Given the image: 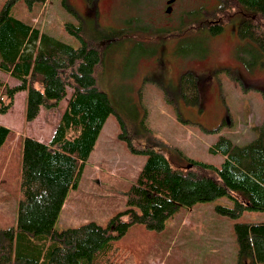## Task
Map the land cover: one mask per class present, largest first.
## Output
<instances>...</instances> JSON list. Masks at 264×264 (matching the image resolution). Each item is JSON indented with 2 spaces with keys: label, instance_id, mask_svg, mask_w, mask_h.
Segmentation results:
<instances>
[{
  "label": "rangeland",
  "instance_id": "rangeland-1",
  "mask_svg": "<svg viewBox=\"0 0 264 264\" xmlns=\"http://www.w3.org/2000/svg\"><path fill=\"white\" fill-rule=\"evenodd\" d=\"M5 1L0 0V8ZM92 1L48 0L30 8L19 0L11 13L74 46L81 44L76 32L102 41L104 63L98 85L124 116L127 134L137 148L150 142L220 165L223 155L210 147L221 135L238 144L264 137V126L256 129L264 121V51L260 49L258 60L252 59L248 49L258 47L240 36L239 18L215 32L197 27L198 21L217 20L220 0H175L170 12L167 0ZM115 33L121 41L113 39ZM108 40L111 42L106 43ZM189 71L199 79L198 103L186 101L181 93V77ZM0 78V97L7 103L4 85L16 80L5 72ZM25 96L26 92L19 94L13 113L8 114L18 125L9 138L14 146L10 163H2L0 156L1 229L17 222L23 136L49 139L66 102L63 99L56 108H42L33 123L26 119L18 122ZM6 116L0 112V118ZM118 130L110 115L87 162L88 177L77 190L70 191L67 206L76 200L77 207L64 210L57 227L90 219L106 224L125 207L126 192L145 157L129 152L117 138ZM218 202L228 200L180 206L164 230L133 224L114 241L135 252L136 264H237L234 221L215 212ZM243 219L264 220V213L246 212L238 220Z\"/></svg>",
  "mask_w": 264,
  "mask_h": 264
},
{
  "label": "trees",
  "instance_id": "trees-1",
  "mask_svg": "<svg viewBox=\"0 0 264 264\" xmlns=\"http://www.w3.org/2000/svg\"><path fill=\"white\" fill-rule=\"evenodd\" d=\"M17 1L6 0L0 8V74L6 72L19 81L4 85L8 102L0 97V112L6 113L15 95L26 91L25 119L31 122L42 108L53 109L69 92L70 96L48 142L23 136L17 222L0 228V264H136L135 252L114 241L130 226L144 224L162 231L178 207L221 198L228 203H215L214 210L234 221L237 264H264V220H238L246 212L264 213V137L238 144L221 135L210 147L223 155L220 165L150 142L137 148L127 134L124 116L98 85L104 63L102 41L79 32V46L56 38L14 16L11 7ZM21 1L31 8L48 0ZM216 16L217 20L206 24L198 21V29L219 31L225 23L239 18V34L258 47L248 49L252 59L258 60L264 51V0H220ZM113 39L121 41L122 37L115 33ZM181 93L188 102L200 101L196 74L189 71L182 75ZM110 115L119 128L117 138L129 152L145 157L126 192V205L106 224L90 219L59 228L68 195L78 188ZM263 126L264 121L256 129ZM12 135V130L0 123V150Z\"/></svg>",
  "mask_w": 264,
  "mask_h": 264
},
{
  "label": "crops",
  "instance_id": "crops-1",
  "mask_svg": "<svg viewBox=\"0 0 264 264\" xmlns=\"http://www.w3.org/2000/svg\"><path fill=\"white\" fill-rule=\"evenodd\" d=\"M6 73V72H5ZM8 74V73H7ZM9 76H11L10 74H8ZM12 77V76H11ZM13 79H15L16 80V82L13 84V85H15V84H17V83H19V81L16 79V78H14V77H12ZM7 82V81H6ZM10 85H12V84H10ZM22 92H26V91H20V92H18L16 95H15V97H16V99L14 98V104L17 102L16 100H17V97L19 96V94L20 93H22ZM3 94V93H2ZM3 96V95H2ZM69 96H70V92H69V95L65 98V100H66V102H65V106H64V108H63V112H64V110H65V108H66V105H67V102H68V98H69ZM25 100H26V96H25V98H24V101H23V103H22V110H20V117L17 119L18 120V122H19V120L22 122V120H24L25 119ZM61 103H62V101L60 102V105H61ZM13 104V105H14ZM11 106V108H9V110L6 112V117H4V118H0V123L1 124H3V125H5L6 127H8V128H10L11 130H12V132H16V130L18 129V125L17 124H14L13 123V121H12V119L8 116V114L10 115L11 113H13V111H14V108L16 107V104L14 105V106ZM59 106V105H58ZM57 106V107H58ZM56 108V107H55ZM42 110V109H41ZM62 112V113H63ZM40 113H41V111H40ZM40 115V114H39ZM39 115H38V117H39ZM37 117V118H38ZM37 118L35 119V120H37ZM35 120H33V121H35ZM33 121H31L32 123H33ZM107 121V120H106ZM58 124V123H57ZM57 124H56V126H57ZM105 125V124H104ZM56 128V127H55ZM103 129H104V127H103ZM103 129H102V132H103ZM102 132H101V134H100V136H99V138L98 139H100L101 138V135H102ZM54 133V132H53ZM53 133H52V135H53ZM52 135L50 136V138L52 137ZM50 138L49 139H44V138H38V139H40V140H42V141H44V142H48L49 140H50ZM10 140H9V142H7L3 147H2V149L0 150V156H1V160H2V163H7V162H10V160H11V157H12V154L14 153V146H13V148H12V146L10 145ZM95 148V147H94ZM13 150V152H10V151H12ZM21 153H22V143H21ZM92 153H93V151H92ZM22 155V154H21ZM92 155V154H91ZM91 157V156H90ZM90 159V158H89ZM89 159H88V161H89ZM21 160H22V157H21ZM87 161V162H88ZM20 163H21V165H22V161H20ZM144 163V162H143ZM21 165H20V167H21ZM87 166H88V163H86V165H85V168H84V172H83V175H82V177H81V180H80V184L82 183V181H84V179H85V177H88V176H86V174H87ZM1 173V172H0ZM0 178H2V174H1V176H0ZM80 184H79V186H78V188L80 187ZM77 188V189H78ZM76 189V190H77ZM71 194V192L69 193V195H68V198H67V200H66V202H65V204H64V208H63V210H62V213H63V211L64 210H68L69 209V207H71V206H67L68 205V199L70 198V195ZM76 199V198H75ZM18 201V200H17ZM76 203H77V201L75 200V204H73V206L72 207H75V209H76V207L77 206H75L76 205ZM184 207V206H183ZM62 213H61V215H62ZM61 215H60V217H61ZM59 221H60V218H59ZM58 221V222H59ZM186 232H188V230H185V232H184V234L186 233ZM186 235L188 236V233H186Z\"/></svg>",
  "mask_w": 264,
  "mask_h": 264
},
{
  "label": "flooded vegetation",
  "instance_id": "flooded-vegetation-1",
  "mask_svg": "<svg viewBox=\"0 0 264 264\" xmlns=\"http://www.w3.org/2000/svg\"><path fill=\"white\" fill-rule=\"evenodd\" d=\"M170 0H167V7L168 8H170V9H172V5H173V3L175 2V0L173 1V2H169Z\"/></svg>",
  "mask_w": 264,
  "mask_h": 264
},
{
  "label": "water",
  "instance_id": "water-1",
  "mask_svg": "<svg viewBox=\"0 0 264 264\" xmlns=\"http://www.w3.org/2000/svg\"><path fill=\"white\" fill-rule=\"evenodd\" d=\"M174 0H170L169 2H173ZM168 10V12H170L171 11V9L170 8H168L167 9Z\"/></svg>",
  "mask_w": 264,
  "mask_h": 264
}]
</instances>
